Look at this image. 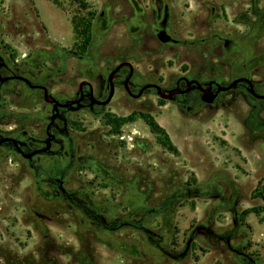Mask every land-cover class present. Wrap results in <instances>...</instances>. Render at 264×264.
<instances>
[{"label":"rangeland","instance_id":"obj_1","mask_svg":"<svg viewBox=\"0 0 264 264\" xmlns=\"http://www.w3.org/2000/svg\"><path fill=\"white\" fill-rule=\"evenodd\" d=\"M164 8L175 43L156 39ZM0 62L33 87L47 79L58 99L82 81L102 96L121 63L132 84L244 77L264 96V0H0ZM5 84L0 132L44 137L42 94ZM114 87L102 109L66 115L59 189L53 158L29 169L0 149V264H264V212L237 221L264 206V100L234 88L175 103Z\"/></svg>","mask_w":264,"mask_h":264},{"label":"flooded vegetation","instance_id":"obj_2","mask_svg":"<svg viewBox=\"0 0 264 264\" xmlns=\"http://www.w3.org/2000/svg\"><path fill=\"white\" fill-rule=\"evenodd\" d=\"M166 16V8H164V14L160 21L159 27L156 29L157 32L166 29V22L163 26H161V22L163 18ZM70 57H74V54L71 53ZM61 65L63 62V56L60 57ZM6 65L3 62H0V93L2 88L6 85V81H14V82H21L24 87L29 89H37L42 94L43 99V90L36 87H46L44 86L45 83H47V79L43 80L41 77L39 79L40 82L38 84L34 85H28L24 80H29L22 75L14 74L12 71H9L7 75L3 74L5 71ZM127 68V67H122ZM120 68L117 70L112 76H111V83L113 86V94L114 95V85L120 84L123 88L125 94L131 98H139L144 93H150L156 95V89L155 87L151 85H155L152 83H145L143 85H138L135 83L130 82V78L132 76V71L129 70L128 74L126 73V70H122ZM7 69V68H6ZM112 72V70L109 72V74ZM108 74V75H109ZM107 75V77H108ZM11 77H17L20 79H5V78H11ZM106 77V82L102 91V96H96L94 89L92 86L85 81H82L79 83L77 90L72 95V98L70 99H64L61 97L60 99L56 97H53L46 89L47 94L49 96L48 99L51 101L55 100L58 103H47L45 104L49 107V114L46 115L45 118V127H44V137L42 138H35L28 134V132L24 128H17L13 126V128L10 129L7 134L0 132V149L3 151L14 154L15 156L19 157L26 163V166L31 169L33 159L38 157H44V158H53L54 164L51 165V169H55L54 171H60L61 174L57 175L54 179V183H56V186L59 189L58 184L60 185V180L62 179V156H63V150H64V138H68V130H67V119L66 115L70 112H74V108L76 106H79L80 109H87L89 111H95V108H103L104 106L100 105L101 102L106 100L110 87L109 82ZM118 78L116 82H114L115 78ZM5 79V80H4ZM245 79L244 77L234 79ZM248 79V78H246ZM195 81L196 83H194ZM200 88L204 91L206 96H212L213 94H216V92L220 88L226 87L224 84L220 83L216 80H200L197 81L195 79L187 78L185 76H181L177 78V80L174 83V86L170 90H175L171 94H169L167 99H170L171 101L178 103L181 102V99L184 98L189 92H197L199 94V98L201 99L202 92L199 89ZM238 88L244 92L250 93V86L246 81H239L237 82L232 89ZM230 89V90H232ZM251 89L253 93H255V88L251 84ZM142 90V91H141ZM161 90V89H160ZM228 90V91H230ZM141 91V94L139 97H136ZM168 91V90H167ZM167 91L161 90L163 94H166ZM108 92V93H107ZM184 92V93H182ZM227 91H218L216 94L215 100L219 97L220 94H223ZM256 94V93H255ZM253 96V95H252ZM111 97V99H112ZM110 99V100H111ZM44 100V99H43ZM110 102V101H109ZM0 107H1V94H0ZM16 119V115H13ZM18 118V117H17ZM20 118H23L22 116ZM55 146V149L52 147ZM10 160V159H9Z\"/></svg>","mask_w":264,"mask_h":264},{"label":"water","instance_id":"obj_3","mask_svg":"<svg viewBox=\"0 0 264 264\" xmlns=\"http://www.w3.org/2000/svg\"><path fill=\"white\" fill-rule=\"evenodd\" d=\"M165 22H166V16L163 18V20H162V22H161V26H163V25L165 24ZM156 39H157L158 42L161 43V44L175 43V41H174L173 39H171L170 36H169L164 30H161V31L157 32V34H156ZM122 67H127V68H129L130 71H132L131 65H130L129 63H121V64H119L118 66H116V67L112 70V72H111V73L108 75V77H107V80H108V82H109V87H110V90H109L108 96H107L106 100H104L103 102L100 103V105L105 106L106 104L109 103V101H110V99H111V97H112V94H113V86H112V83H111V76H112L117 70H119V69L122 68ZM5 79L8 80V79H20V78H17V77H11V78H5ZM5 79H4V80H5ZM241 80L246 81V82L249 84V86H250V90H249V91H250V93H251L254 97H256V98H258V99H262V100H264V96H259V95H256L255 93H253V91H252V89H251V83H250L248 80H246V79H238V80H235V81L231 82L230 84H228L226 87H224V88H220L218 91H228V90L232 89V87H233L237 82H239V81H241ZM24 81H25L27 84H29V83L27 82V80H24ZM193 82L196 83L195 81H193ZM151 86L155 87V89H156V95H157L159 98H161V99H167L168 96H169V94H171L173 91H175V90H168L166 94H163L158 86H156V85H151ZM36 88H40L41 90H43V99H44L45 102H47V103H54V104H57V103H58V102L55 101V100L51 101L50 99H48L49 96H48L47 91H46V89H45L44 87H36ZM199 89H200V91L202 92V95H201V101L204 102V103H206V104H211V103H213V101L215 100V97H216V94L218 93V91L216 92V94H213L212 96H206V94H205L204 91L200 88V86H199ZM141 91H142V90H141ZM141 91H140V93H139L136 97H139V96H140ZM182 93H184V92H182ZM79 109H80L79 106H76V107L74 108L75 111H77V110H79Z\"/></svg>","mask_w":264,"mask_h":264},{"label":"trees","instance_id":"obj_4","mask_svg":"<svg viewBox=\"0 0 264 264\" xmlns=\"http://www.w3.org/2000/svg\"><path fill=\"white\" fill-rule=\"evenodd\" d=\"M74 1L80 2V0H74ZM133 118H134L133 116H128L126 118H121L120 120H115L112 123H114V127L118 129L120 125L124 123L132 122ZM141 118L144 120V122L147 124V126L151 129L152 132L162 135L165 143H168L167 147L171 148L168 137L165 135L163 130L152 120V118L149 117L148 115H143V114L141 115ZM261 200L264 202V198H261ZM261 212H264V206L263 207L258 206V207H253L248 210H244L239 214L237 221L241 222V219L244 218L248 214H251V213L258 214Z\"/></svg>","mask_w":264,"mask_h":264}]
</instances>
